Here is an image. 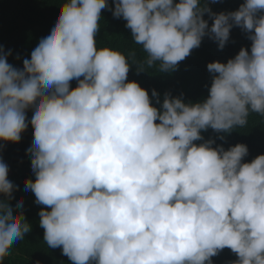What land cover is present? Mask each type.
<instances>
[{
  "label": "clouds",
  "instance_id": "clouds-1",
  "mask_svg": "<svg viewBox=\"0 0 264 264\" xmlns=\"http://www.w3.org/2000/svg\"><path fill=\"white\" fill-rule=\"evenodd\" d=\"M107 8L106 0H63L23 70L0 49V140L19 142L31 106L35 179L24 184L50 209L38 212L44 243L72 264H212L224 248L236 254L231 264H264V154L242 162L245 144L225 150L201 135L264 117V0L226 13L201 0H113L112 15L146 54L141 62L134 51L97 47ZM233 26L248 33L250 50L207 64L203 100L165 93L161 103L153 89L158 110L127 80L130 63L174 71L206 35L223 49ZM7 173L0 162V260L31 231L10 203Z\"/></svg>",
  "mask_w": 264,
  "mask_h": 264
},
{
  "label": "trees",
  "instance_id": "trees-1",
  "mask_svg": "<svg viewBox=\"0 0 264 264\" xmlns=\"http://www.w3.org/2000/svg\"><path fill=\"white\" fill-rule=\"evenodd\" d=\"M210 0V5L214 13L231 12L238 9L244 0ZM63 0H0V49L7 56V63L12 60L24 61L30 59L31 52L37 46L41 38L46 37L48 31L59 14L60 4ZM109 8L101 10L99 21V31L95 40L97 47H109L123 52L128 56L135 52L137 62L146 59L140 45L134 44L131 38V31L127 28L126 21L120 17H114L112 11L113 0H106ZM178 2V0H174ZM208 0H201L206 3ZM231 30L239 32L243 37L245 49L250 50L251 41L247 38L248 33L241 28L233 26ZM238 51L229 48L219 49L216 44L202 39L198 48L191 50V54L183 61L179 62L177 68L171 72H159L158 65L138 72L135 63H130L127 74L128 81H135L145 89L150 97L152 106L160 109V104L152 98L154 89L162 103L164 94L169 93L172 97H180L185 103L198 102L208 96V89L211 85V75L207 71V64L213 61L226 63L233 58ZM83 77H81L82 79ZM77 86V80L70 81V88ZM30 108L26 111V122L28 127L21 133V138L17 143L9 142L7 147L0 150V162L16 163L26 161L31 157L27 149L33 140V126L31 125L32 114ZM158 122V121H157ZM204 140L212 139L216 145H221L225 150L237 143L247 146L248 155L242 162H251L257 155L264 154V117L258 114H250L248 125L242 129H234L232 132L216 133L211 128L201 133ZM219 135H224L225 139L220 140ZM203 141H195L197 145ZM17 186L25 189L26 179L34 180L32 169L19 168L8 178ZM31 191V190H30ZM36 212L41 208L48 209L47 206L34 203ZM24 216V215H23ZM24 219L31 225V231L25 234L24 240L13 244L12 248L17 254L29 264H72L67 256L63 255L61 248H50L43 240L44 230L39 226V215L36 217H26ZM212 264H231L237 259L236 254L230 249L224 248L212 257ZM0 264H12L10 255L0 260ZM94 264V262H93Z\"/></svg>",
  "mask_w": 264,
  "mask_h": 264
},
{
  "label": "rangeland",
  "instance_id": "rangeland-1",
  "mask_svg": "<svg viewBox=\"0 0 264 264\" xmlns=\"http://www.w3.org/2000/svg\"><path fill=\"white\" fill-rule=\"evenodd\" d=\"M212 4L215 5V1L211 0ZM208 4V7L210 8L211 12L214 13V9L211 7L210 5V0H208V2H206ZM203 18L205 20L208 21L209 27L212 24V19L209 17V15L207 13L204 14ZM202 39H207L209 42L216 44L217 43L210 39L207 35L205 37H203ZM243 37L242 35H240L239 32L230 30V35H229V39L226 42L224 48H229L233 51H238L240 50L241 47H244L243 45ZM10 65H12L14 68L18 69V70H23V61H18V60H12L10 62ZM30 113H32V110L30 108ZM9 142H5L0 140V150L7 147ZM4 163L7 168H8V173H7V178H9L12 173L19 169V168H29L31 169V157L26 160V161H20V162H16V163H6V162H2ZM14 185V190L12 192L11 198H10V203L14 209V211L16 212H22L24 216L26 217H36L38 216V211L36 212L35 208H34V201H35V195L32 191L30 190H25L19 186H17L14 182H12ZM0 199H3L2 194H0ZM23 201L22 207H17V200H21ZM11 257V262L12 264H29L26 262V260H24L22 257H20L17 252L11 248L9 251V254Z\"/></svg>",
  "mask_w": 264,
  "mask_h": 264
}]
</instances>
